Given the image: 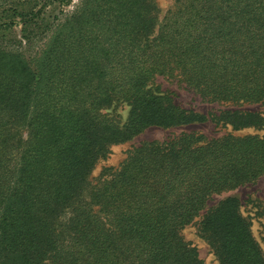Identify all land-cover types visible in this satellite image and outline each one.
<instances>
[{"label": "trees", "instance_id": "trees-1", "mask_svg": "<svg viewBox=\"0 0 264 264\" xmlns=\"http://www.w3.org/2000/svg\"><path fill=\"white\" fill-rule=\"evenodd\" d=\"M71 3L0 0V264H205L182 234L199 217L219 264H264L239 197L208 207L264 177V134L144 141L93 176L112 145L208 118L158 77L264 102V0H173L162 19L155 0ZM211 119L264 129L254 110Z\"/></svg>", "mask_w": 264, "mask_h": 264}, {"label": "rangeland", "instance_id": "rangeland-1", "mask_svg": "<svg viewBox=\"0 0 264 264\" xmlns=\"http://www.w3.org/2000/svg\"><path fill=\"white\" fill-rule=\"evenodd\" d=\"M79 1L80 0H72V3L64 9L67 11L73 10ZM155 1L160 7V19H162L168 8L173 4V0ZM56 11H58V8L55 9V12ZM15 32L19 36L21 33V27L17 26L15 28ZM157 85L161 86L163 91L169 93L171 97L183 108L199 112L206 115L208 118L202 122L176 127L151 126L128 142L112 145L107 157L101 159L93 171L94 177L99 176L100 173H102V171L107 167H118L128 156L129 152L144 141L165 140L167 138L179 136L184 132L203 133L209 137H218L229 132H234L239 135L257 133L264 134V129H257L253 127L233 131L230 126L223 125L221 122L211 119V115H218L221 111L228 108L254 110L259 111L264 115V102L258 104H243L240 106L208 102L203 100L199 94L194 92V90L186 84L178 80H168L163 77L157 78ZM111 111L112 108L109 112ZM128 111V107L120 105L114 112L119 119L124 121L128 117ZM230 194L238 196L241 200L243 213L249 217L253 223L254 234L264 250V177L259 179L256 183L241 186L231 192L214 195L210 199L208 207L216 204L220 199ZM200 219L201 217L197 218L194 223L187 226L183 230L182 234L185 240L191 242L197 247L200 257L204 260L205 264H219L209 244L199 233L198 223Z\"/></svg>", "mask_w": 264, "mask_h": 264}]
</instances>
